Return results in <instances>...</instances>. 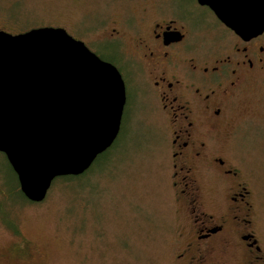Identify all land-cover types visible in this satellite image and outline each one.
<instances>
[{"label": "rangeland", "instance_id": "rangeland-1", "mask_svg": "<svg viewBox=\"0 0 264 264\" xmlns=\"http://www.w3.org/2000/svg\"><path fill=\"white\" fill-rule=\"evenodd\" d=\"M160 1L0 0V30L16 34L42 26L64 27L106 55L111 22L123 18L131 26L143 25L145 9L150 22ZM227 112L221 124L207 120L199 139L206 142L207 154L223 158L247 182L255 233L264 249V76L245 82ZM166 122L157 107L130 88L120 147L108 168L96 172L87 187L52 184L41 202L11 192L16 177L0 152V264H172L187 213L171 186ZM204 181L209 203L214 197L212 180ZM236 258L222 244L211 253L209 264H233Z\"/></svg>", "mask_w": 264, "mask_h": 264}, {"label": "flooded vegetation", "instance_id": "flooded-vegetation-1", "mask_svg": "<svg viewBox=\"0 0 264 264\" xmlns=\"http://www.w3.org/2000/svg\"><path fill=\"white\" fill-rule=\"evenodd\" d=\"M160 4L150 22L144 10L143 25L113 20L106 55L90 48L120 71L126 88L123 114L133 87L169 124L171 186L187 213L172 264H209L222 244L237 254L233 264H264L252 191L239 171L207 154L199 139L207 120L226 119L230 99L245 82L264 76V30L244 38L198 0ZM206 178L214 191L209 203Z\"/></svg>", "mask_w": 264, "mask_h": 264}, {"label": "water", "instance_id": "water-1", "mask_svg": "<svg viewBox=\"0 0 264 264\" xmlns=\"http://www.w3.org/2000/svg\"><path fill=\"white\" fill-rule=\"evenodd\" d=\"M235 33L264 30V0H198ZM126 88L118 68L64 27L0 30V152L31 202L80 175L115 142Z\"/></svg>", "mask_w": 264, "mask_h": 264}, {"label": "trees", "instance_id": "trees-1", "mask_svg": "<svg viewBox=\"0 0 264 264\" xmlns=\"http://www.w3.org/2000/svg\"><path fill=\"white\" fill-rule=\"evenodd\" d=\"M122 132V131H121ZM120 132V133H121ZM120 147V135L119 138L116 140V142L113 144V146L108 149L107 151H105L104 153H102L101 155L98 156V158L95 160V162L93 163L92 167H90L87 171H85L83 174L80 175H67V176H60L58 177L54 182L53 185L58 182L61 181L62 183L65 184H69V183H75L76 187L77 186H83V187H87V185L91 184V179L92 176L99 171H103L105 169H107L109 163L111 162L112 158H113V154H115L117 152V149L119 150ZM8 161V160H7ZM9 163V162H8ZM10 165V163H9ZM10 172L11 174L16 177V187L11 189L12 193H20L23 198L25 200H28L24 194L22 193L21 189H20V185L17 179V175L15 173V171L13 170L12 166L10 165ZM10 193V190H9Z\"/></svg>", "mask_w": 264, "mask_h": 264}, {"label": "bare ground", "instance_id": "bare-ground-1", "mask_svg": "<svg viewBox=\"0 0 264 264\" xmlns=\"http://www.w3.org/2000/svg\"><path fill=\"white\" fill-rule=\"evenodd\" d=\"M17 175V174H16ZM60 177V176H59Z\"/></svg>", "mask_w": 264, "mask_h": 264}]
</instances>
